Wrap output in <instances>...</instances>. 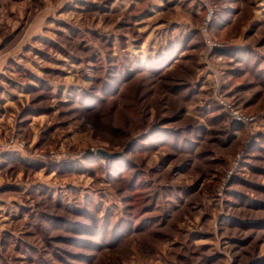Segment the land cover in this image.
Instances as JSON below:
<instances>
[{
    "label": "rangeland",
    "instance_id": "374dc122",
    "mask_svg": "<svg viewBox=\"0 0 264 264\" xmlns=\"http://www.w3.org/2000/svg\"><path fill=\"white\" fill-rule=\"evenodd\" d=\"M211 2L0 0V264H264V0Z\"/></svg>",
    "mask_w": 264,
    "mask_h": 264
},
{
    "label": "crops",
    "instance_id": "0c3cea01",
    "mask_svg": "<svg viewBox=\"0 0 264 264\" xmlns=\"http://www.w3.org/2000/svg\"><path fill=\"white\" fill-rule=\"evenodd\" d=\"M137 1V0H135ZM172 3V0H145V3L143 4L144 7L142 6V10L138 11L137 13V21H142L143 19H149L151 17H153V7L154 6H158L160 11H164V6L165 5H169L170 3ZM162 4V5H161ZM176 5V4H175ZM173 5V7L175 6ZM167 7V6H166ZM144 12V13H143ZM192 19H190V26H188L189 24L186 23L184 24V18L182 17H176L173 21H169V19L167 18H160L157 20L156 23L153 24L154 27H157L159 29H156L157 32L159 31H164L165 33H167V40L165 41V45H166V52L170 53L172 51H174L175 49L179 48V46H177L176 48L173 47L174 44L172 43L174 40V36H182L184 37V34L189 33L188 31H192V30H196L197 28V23H196V17L197 15H193L191 14ZM171 20V19H170ZM186 25V26H185ZM161 26V27H160ZM154 34H156V32L154 31ZM172 38V39H171ZM173 45V46H172ZM173 54V52H172Z\"/></svg>",
    "mask_w": 264,
    "mask_h": 264
},
{
    "label": "built area",
    "instance_id": "2783aa9c",
    "mask_svg": "<svg viewBox=\"0 0 264 264\" xmlns=\"http://www.w3.org/2000/svg\"><path fill=\"white\" fill-rule=\"evenodd\" d=\"M196 1L202 6V9L204 11L203 22L200 31L205 33V31H207V26L210 23V20L214 14V6L212 5L211 0H196ZM231 111L234 119L242 120V117L237 113V111L234 110ZM19 149H22V144L17 143L16 141H14L13 138H9L8 140L3 141V143H0V150L18 151ZM52 155L54 156V154Z\"/></svg>",
    "mask_w": 264,
    "mask_h": 264
},
{
    "label": "trees",
    "instance_id": "16d2710c",
    "mask_svg": "<svg viewBox=\"0 0 264 264\" xmlns=\"http://www.w3.org/2000/svg\"><path fill=\"white\" fill-rule=\"evenodd\" d=\"M216 12L214 13V17H213V23H215L216 25H214L215 26V29L216 28H219V27H222L225 23H223V21L225 20V18H226V15H228V12H225V11H221V10H215ZM213 28V27H212ZM195 36H194V38L196 37V36H198V32H196V34H194ZM182 50H184V42H183V44H182ZM219 54L220 55H223V54H228V52H227V50H221V51H219ZM177 57H179V55L177 56ZM176 58V57H175ZM163 61H166L167 62V60H161L160 62L162 63ZM170 61H168V63H169ZM167 63V64H168ZM166 64V65H167ZM166 65H164V66H166ZM238 126L240 125L239 123L237 124ZM9 158H11L10 156H8L7 157V159H9Z\"/></svg>",
    "mask_w": 264,
    "mask_h": 264
},
{
    "label": "water",
    "instance_id": "95a60500",
    "mask_svg": "<svg viewBox=\"0 0 264 264\" xmlns=\"http://www.w3.org/2000/svg\"><path fill=\"white\" fill-rule=\"evenodd\" d=\"M96 153L99 154V155H102L104 157H110V156H113L114 154L113 153H109L103 149H97L96 150Z\"/></svg>",
    "mask_w": 264,
    "mask_h": 264
}]
</instances>
